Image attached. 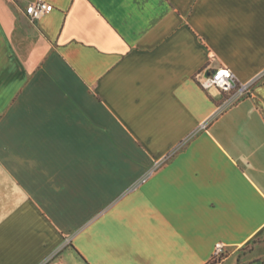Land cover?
<instances>
[{
  "label": "crops",
  "instance_id": "0c3cea01",
  "mask_svg": "<svg viewBox=\"0 0 264 264\" xmlns=\"http://www.w3.org/2000/svg\"><path fill=\"white\" fill-rule=\"evenodd\" d=\"M0 0V264H264V0ZM205 125V126H204Z\"/></svg>",
  "mask_w": 264,
  "mask_h": 264
},
{
  "label": "built area",
  "instance_id": "2783aa9c",
  "mask_svg": "<svg viewBox=\"0 0 264 264\" xmlns=\"http://www.w3.org/2000/svg\"><path fill=\"white\" fill-rule=\"evenodd\" d=\"M29 9H31V11H29ZM53 9V4L45 0H37L30 3L25 11L32 21H36L45 14L50 13ZM263 76L264 74H260L250 81L242 82L229 66L222 65L215 68L212 72L210 71L205 77H203L200 84L205 89L217 87L220 90L227 92L228 96L226 97L224 104L232 105L245 97L251 96L255 86ZM228 254V245L222 241L217 242L214 247L211 263H220L227 258Z\"/></svg>",
  "mask_w": 264,
  "mask_h": 264
},
{
  "label": "water",
  "instance_id": "95a60500",
  "mask_svg": "<svg viewBox=\"0 0 264 264\" xmlns=\"http://www.w3.org/2000/svg\"><path fill=\"white\" fill-rule=\"evenodd\" d=\"M213 70H211V72H212ZM242 264H244V263H242Z\"/></svg>",
  "mask_w": 264,
  "mask_h": 264
},
{
  "label": "snow or ice",
  "instance_id": "6c2138e0",
  "mask_svg": "<svg viewBox=\"0 0 264 264\" xmlns=\"http://www.w3.org/2000/svg\"><path fill=\"white\" fill-rule=\"evenodd\" d=\"M29 11H31V9H29Z\"/></svg>",
  "mask_w": 264,
  "mask_h": 264
}]
</instances>
